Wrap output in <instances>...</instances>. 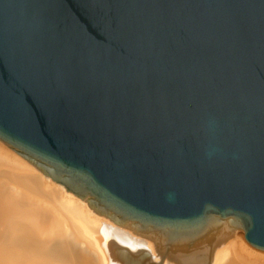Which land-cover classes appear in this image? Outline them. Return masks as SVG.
<instances>
[{"label":"water","instance_id":"water-1","mask_svg":"<svg viewBox=\"0 0 264 264\" xmlns=\"http://www.w3.org/2000/svg\"><path fill=\"white\" fill-rule=\"evenodd\" d=\"M0 140L162 242L264 254V0H0Z\"/></svg>","mask_w":264,"mask_h":264},{"label":"bare ground","instance_id":"bare-ground-1","mask_svg":"<svg viewBox=\"0 0 264 264\" xmlns=\"http://www.w3.org/2000/svg\"><path fill=\"white\" fill-rule=\"evenodd\" d=\"M89 199L0 141V264H264L241 237L162 242Z\"/></svg>","mask_w":264,"mask_h":264},{"label":"rangeland","instance_id":"rangeland-1","mask_svg":"<svg viewBox=\"0 0 264 264\" xmlns=\"http://www.w3.org/2000/svg\"><path fill=\"white\" fill-rule=\"evenodd\" d=\"M1 141V140H0ZM2 142V141H1ZM4 143V142H3ZM5 145H7L6 143H4ZM7 147H9L8 145H7ZM10 149H12L11 147H9ZM256 253V252H255ZM257 254H259V253H257ZM77 259V258H76ZM228 259H230V257L228 258ZM68 264H72V262H69Z\"/></svg>","mask_w":264,"mask_h":264}]
</instances>
